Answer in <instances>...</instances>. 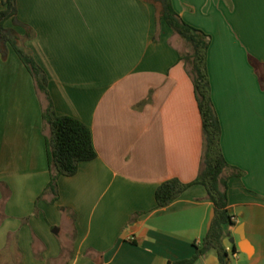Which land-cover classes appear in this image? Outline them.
I'll return each mask as SVG.
<instances>
[{
    "label": "crops",
    "instance_id": "obj_1",
    "mask_svg": "<svg viewBox=\"0 0 264 264\" xmlns=\"http://www.w3.org/2000/svg\"><path fill=\"white\" fill-rule=\"evenodd\" d=\"M208 34L206 72L227 180L226 264H264V0H170ZM23 45L58 115L91 130L95 157L49 171L42 99L8 44L0 52V264H171L190 258L213 203L201 184L156 207L168 179L201 168L202 118L184 41L149 0H16ZM3 6L0 0V9ZM20 36L25 27L7 20ZM43 193V194H42ZM41 195V198L36 200ZM36 207V211H35ZM193 264H219L211 248Z\"/></svg>",
    "mask_w": 264,
    "mask_h": 264
},
{
    "label": "trees",
    "instance_id": "obj_2",
    "mask_svg": "<svg viewBox=\"0 0 264 264\" xmlns=\"http://www.w3.org/2000/svg\"><path fill=\"white\" fill-rule=\"evenodd\" d=\"M149 1L157 8V17L164 20L188 47L187 51L179 53V59L183 60L192 78L203 130L201 168L197 177L189 183H182L175 178L162 182L155 190L156 207L166 206L193 184L203 185L207 197L213 203L210 225L200 245L196 246L194 254L190 258L177 260L171 264H193L200 255L211 248L216 250L219 264H226L227 252L221 240L225 233L223 226L233 224V217L227 208V180L229 176L234 175V172H228L230 165L221 152L220 124L210 98V85L206 72V53L210 37L202 30L186 23L174 10L170 0ZM1 4L3 8L0 9V52L3 56L8 44L32 76L42 99L43 122L50 128V135L45 136L49 181L43 193L51 192L52 201H55L58 196V177L74 175L80 162L95 157L91 130L77 118L56 114L47 90L46 75L34 61L30 50L23 45V41L29 39L32 32L27 25L17 19L16 0H1ZM9 19L15 25L25 27L23 36L13 28L5 26V22ZM39 198L41 195L36 200Z\"/></svg>",
    "mask_w": 264,
    "mask_h": 264
}]
</instances>
